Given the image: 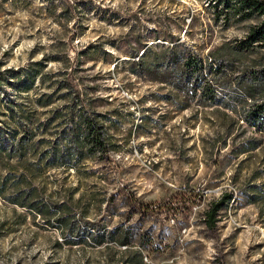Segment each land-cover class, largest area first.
<instances>
[{"label": "rangeland", "instance_id": "obj_1", "mask_svg": "<svg viewBox=\"0 0 264 264\" xmlns=\"http://www.w3.org/2000/svg\"><path fill=\"white\" fill-rule=\"evenodd\" d=\"M66 5L72 16L67 23L59 16ZM206 5L205 0H0L4 134L18 128L17 138L22 129L8 117L5 102L50 98L37 109L38 121L23 124V159L3 158L0 177L8 171L11 179L32 174L22 186L38 189L42 203L55 204L49 215H35L6 201L13 186L3 191L0 264H125L128 250L117 245L119 233L128 237L130 250L141 252L143 264H264V136L218 105L201 109L192 101L180 108L168 85L139 77L124 64L135 50L141 53L139 44L164 46L168 34L205 58L220 42L246 40L264 20V13L250 11L215 19L220 12ZM58 46L59 56L68 55V69L49 60ZM41 58L44 81L14 91L7 70L24 78L27 66ZM65 72L90 98L88 110L97 116L107 145L90 144L82 158L55 162L48 157L50 147L57 141L65 150L60 128L68 123L54 119L45 130L40 127L67 99L53 84ZM223 112L238 124L229 125ZM250 139L257 146L246 151ZM222 191L231 200L207 228L203 212Z\"/></svg>", "mask_w": 264, "mask_h": 264}, {"label": "trees", "instance_id": "obj_2", "mask_svg": "<svg viewBox=\"0 0 264 264\" xmlns=\"http://www.w3.org/2000/svg\"><path fill=\"white\" fill-rule=\"evenodd\" d=\"M205 1L207 2L206 6L215 8L214 12H220L214 14L215 19L222 14L226 21L228 17L241 16L245 11L264 13V0ZM219 4L224 7L220 6L219 10H216ZM222 10H225V13ZM59 16L65 23L72 19L68 5L60 9ZM58 49H60L59 46L53 50L54 52H51L53 54L49 56V60L61 62L68 69V55L59 56ZM263 49L264 20L257 28L250 30L246 40L220 42L207 51L205 58L192 53L184 42L179 41L178 38L174 39L171 34H168V42L164 46L152 48L145 43L139 44L138 50L141 53L138 55L135 50L124 64L131 73L139 77L168 85V88L174 92L173 100L180 104V108L189 107L192 101L197 108L201 109L218 105V107L228 109L233 115L236 114L239 118L238 121L245 123L248 129L264 136V54L261 52ZM81 53H84V50H80L78 54ZM257 53L260 54L257 55ZM76 62L78 63L77 60ZM45 65L46 61L43 58L31 62L24 71V78H20L18 74L16 75V71L9 68L7 74L10 86L14 91L19 92L22 88L32 86L35 80L43 82L44 76L41 70ZM64 74L65 77L62 80H55L53 84L57 90L63 88L64 97L67 99L61 109L53 108L48 113L40 127L45 130L46 126L54 119L56 124L68 123V126L60 128L67 141L65 150H60L57 141L50 147L48 157L55 162L70 161L73 155L82 158L90 149V144L100 147L107 145V137L101 125L93 118L96 115L93 110H88L90 98L88 100L84 89H81L77 83H73V77L69 79L67 73ZM0 93L5 94L1 78ZM70 94L74 97L68 98L67 95ZM49 101L50 98L47 94H40L32 101L33 105L28 99L23 102L8 100L4 103L8 117L15 120L22 129L16 138L18 128L8 130V133L4 134L0 126V162L3 158L14 157L18 161L23 159L27 145L24 136L26 130L23 128V124L38 121L37 109L48 105ZM224 115L229 120V125L238 124L234 118H228L230 117L228 114ZM29 133L30 136L35 135V131H29ZM250 140L251 142L245 146L244 150L246 151L255 149L257 146L254 139ZM221 143L224 146L225 140L222 139ZM10 173L8 171L5 176L0 177V195L7 187L13 186L11 194L3 196L8 203L24 207L35 215H49L51 202L49 204L42 203L40 201L41 193L38 189L32 186L26 188L22 186L26 177L30 179L32 174H25L27 172L24 171L11 179ZM230 200L231 195L222 191L208 202V206L203 212L205 227L212 228L215 225L216 215L222 208L227 207ZM108 235L111 236V232ZM116 239L117 245L128 250L125 264H143L141 252L128 248V237L125 233H119Z\"/></svg>", "mask_w": 264, "mask_h": 264}]
</instances>
